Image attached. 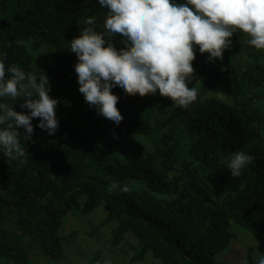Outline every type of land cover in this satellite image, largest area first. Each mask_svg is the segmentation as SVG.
<instances>
[{
    "label": "trees",
    "instance_id": "1",
    "mask_svg": "<svg viewBox=\"0 0 264 264\" xmlns=\"http://www.w3.org/2000/svg\"><path fill=\"white\" fill-rule=\"evenodd\" d=\"M106 13L98 0H0V59L6 53V69L17 64L38 80L47 75L59 120L55 135L32 120L31 140L21 142L26 163L7 161L0 150V264H33V252L61 262L64 221L99 204L105 223H118L111 245L128 233L137 240L129 264L146 254L161 264H229L222 254L236 240L232 227L264 241V50L240 32L222 61L209 62L197 47L189 87L198 98L188 109L158 91L140 97L113 88L124 117L115 125L78 91L69 51L87 16H102L101 31ZM122 41L113 37L117 48ZM43 45L52 53L42 71L32 53ZM2 103L27 112L23 100ZM237 151L255 160L232 177L228 158ZM113 182L130 191L109 192Z\"/></svg>",
    "mask_w": 264,
    "mask_h": 264
},
{
    "label": "clouds",
    "instance_id": "2",
    "mask_svg": "<svg viewBox=\"0 0 264 264\" xmlns=\"http://www.w3.org/2000/svg\"><path fill=\"white\" fill-rule=\"evenodd\" d=\"M98 4L107 10L102 30L97 31L96 17L88 15L86 27L69 42V51L77 57L78 91L90 108L115 125L124 117L113 88L140 97L158 91L176 107L188 109L198 98V90L189 87L197 47L200 54H208L209 62L222 61L224 51L232 46L231 38L240 32L249 37V45L264 50V0H98ZM117 35L123 37L122 48L113 43ZM4 59H0V98L23 100L20 108L27 112L0 104V150L7 161L26 163L24 142L34 134L32 120L39 118L36 127L55 135L58 100L49 95L44 72L38 80L36 74L26 73L17 64L6 69ZM254 160L245 151L231 154V176L239 177ZM117 189L130 191L116 182L108 191ZM243 264H248L247 260ZM257 264H264V255L258 257Z\"/></svg>",
    "mask_w": 264,
    "mask_h": 264
},
{
    "label": "rangeland",
    "instance_id": "3",
    "mask_svg": "<svg viewBox=\"0 0 264 264\" xmlns=\"http://www.w3.org/2000/svg\"><path fill=\"white\" fill-rule=\"evenodd\" d=\"M102 16L96 17L97 31L100 29ZM104 22V20H103ZM33 52V51H32ZM31 52V53H32ZM52 48L43 45L39 51L33 52L35 68L46 70L51 64ZM107 210L103 204H99L92 213L83 215L79 210L71 212L58 231L61 239L62 261L52 262L39 252L31 255L33 264H129L136 251L137 240L130 234H126L117 246L111 245L113 233L117 228V222L105 223ZM236 234V240L231 247L222 254V259L229 264H243L246 256L252 250L253 264H257L258 257L264 255V241L252 236L238 227H232ZM133 264H161L151 254Z\"/></svg>",
    "mask_w": 264,
    "mask_h": 264
}]
</instances>
